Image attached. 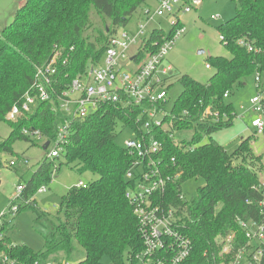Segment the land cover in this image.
I'll return each mask as SVG.
<instances>
[{"label":"trees","instance_id":"obj_1","mask_svg":"<svg viewBox=\"0 0 264 264\" xmlns=\"http://www.w3.org/2000/svg\"><path fill=\"white\" fill-rule=\"evenodd\" d=\"M232 1L234 15L217 26L231 57L207 58L206 63L215 71L207 82H198L187 74L178 79L182 92L171 107L175 114L173 130L182 134L190 131V137H181L175 143L162 129H154L155 137L162 141L157 158L163 175L170 181L153 201L174 208L178 229L190 240V253L179 264H227L233 252L220 255V236L233 234L236 250L245 240L239 220L259 219L261 215L259 175L254 166L260 157L253 153L248 139H241L234 152L228 153L211 137L233 124L234 107L226 99L234 86H243L249 76L258 75L256 90L264 88V0ZM141 5L147 6L148 0H27L16 10L13 20L0 30V122L11 127L7 137L0 139V167L1 155L12 153L16 139L29 140L22 134L23 127L40 129L46 139L52 140L58 122L66 117L57 107L54 94L53 101H38L32 111L24 112L17 121L5 119L11 105L21 102L36 66L46 63L55 50L60 52L58 80L50 85L60 93L72 78L85 73L89 64L102 61L109 37L126 25ZM93 10L102 27H96L92 38L86 31L92 26ZM162 35L163 30L154 29L144 50H155V42L159 44ZM240 39L249 43L252 50L240 45ZM67 54L66 64L62 65ZM143 54L140 51V56ZM146 107L147 104L107 101L85 118L72 121L69 141L57 158L63 157L64 164L80 172L91 171L98 177L84 187L73 185L61 196L57 212L50 213L34 199L38 188L55 175V159H42L35 174L23 183L21 196L13 202L18 212L32 211L34 229L44 238L43 248L33 251L27 245L14 244L6 235L9 222L0 216V250L15 264L43 263L59 252L67 256L79 254L76 244L84 255L69 264H106L104 260L108 264H129L140 252L138 219L125 197L134 182L125 176L134 157L117 143V137L124 129L130 135L137 131L136 119ZM206 107L218 114L217 122L209 117L201 119ZM143 119L140 117V124ZM205 136L209 137L207 141L203 140ZM191 178L200 179L202 185L194 197L186 200L181 197L182 183Z\"/></svg>","mask_w":264,"mask_h":264},{"label":"built area","instance_id":"obj_2","mask_svg":"<svg viewBox=\"0 0 264 264\" xmlns=\"http://www.w3.org/2000/svg\"><path fill=\"white\" fill-rule=\"evenodd\" d=\"M202 0H154L153 7L145 6L140 10V17L133 29L118 28L108 39V46L102 55V61L89 64L86 72L71 79L67 88L60 93L53 91L57 79L60 52L55 50L49 60L37 65L33 74L34 78L29 88L22 95L19 104L14 103L6 112L5 119L15 122L24 112H30L38 101H57V107L65 114V118L58 122L54 139L48 140L40 129L23 127L22 134L49 141L46 156L56 159L64 153L69 136L73 131L74 119H83L99 108L103 102L124 105L147 104L136 119L137 131H133L130 138L126 139L123 146L134 161L128 167L125 176L133 179L132 187L125 192V197L132 205L135 217L138 219V233L142 240L140 252L136 253L129 264H179L190 253V240L178 229L175 210L163 207L153 201L155 195L162 194L169 177L163 175L162 165L157 155L162 148V141L155 137L154 129H162L175 143L180 141L179 132L173 130L175 114L167 110L168 88L167 79L171 76V65H163L164 58L173 47L178 38L185 32L181 14L197 9ZM158 19H166L170 23L169 29L153 28L145 36V29ZM142 23H141V22ZM154 29L163 30L161 42H155L157 48L147 52L146 49L151 32ZM223 40V37L219 35ZM238 43L252 50L249 43L240 39ZM133 55L129 51L136 47ZM71 47L70 49H72ZM143 51V56H140ZM68 54L61 60L66 64ZM205 68H210L208 63ZM258 86L260 78H254ZM57 83V82H56ZM258 84V85H257ZM228 97V91L223 94ZM252 111L251 127L255 134H264V88L260 86L256 95L250 98ZM140 117H144L141 124ZM209 117L213 122L219 120L218 114L210 107H206L202 118ZM182 132H180V135ZM188 138V137H183ZM27 162V159L26 161ZM11 165L15 164L10 160ZM173 180V179H172ZM77 187L85 184L79 181ZM25 184L18 183L15 193L10 197V207L1 215L15 216L18 206L15 201L24 191ZM257 189L261 193L259 219L239 220L243 231L244 243L235 250L233 246L234 235L218 239L220 255H230L227 264H264V180H259ZM47 188L41 185L37 193L45 192ZM181 197H184L181 195ZM3 233L0 232V238ZM0 264H15V260L0 250ZM33 264H69L67 260H57L51 257L43 263L35 261ZM220 264H225L221 262Z\"/></svg>","mask_w":264,"mask_h":264},{"label":"rangeland","instance_id":"obj_3","mask_svg":"<svg viewBox=\"0 0 264 264\" xmlns=\"http://www.w3.org/2000/svg\"><path fill=\"white\" fill-rule=\"evenodd\" d=\"M0 0V30L4 25L13 20L16 10L21 7L27 0ZM19 4V5H18ZM149 7H153L154 0H148ZM147 5V6H148ZM16 6H18L16 8ZM140 8L133 13L132 18L121 26L125 29H133L140 17ZM235 13V5L232 0H202L197 9L191 12L181 14L180 22L184 23L185 32L178 38L173 47L168 51L164 58L163 65H171V76L167 79L168 99L167 110H170L172 103L182 92V87L178 81L179 77L187 74L191 78L200 82L207 80L214 74L212 68H205L207 58L210 56H224L230 58V54L221 42L217 26L226 20H229ZM141 22V21H140ZM142 23V22H141ZM91 27L86 31L92 38L95 35L96 27L101 28L102 22L100 17L94 12L91 13ZM169 29L170 23L165 19H158L155 23L149 24L145 29V36L153 28ZM137 46L129 51V55H133ZM256 85L254 84L253 76H249L244 81L243 86H234L227 102L233 104L235 111V119L229 127L217 130L211 134V137L216 142L222 144L228 153L234 152V149L239 145L241 139H248L251 150L260 159L254 163L255 169L258 171L259 180H264V134H255L251 127V120L254 115L251 107L250 98L256 95ZM11 127L4 122H0V139H5L9 134ZM181 137H190V131H185L183 134H177ZM29 140L16 139L12 144V153L2 154V166L0 167V216L8 210L10 197L14 195L15 186L18 183H24L29 180L37 170L42 159L50 161L46 158V149L43 148V140L36 139L32 136H27ZM117 143L123 145L125 140L130 138V131L124 129L117 137ZM209 137L205 136L204 141ZM33 142V143H32ZM27 159V162H25ZM10 160H14L15 164L11 165ZM62 158L54 160L52 167L55 175L52 176L45 187L47 191L36 193L34 199L36 204L43 210L56 213L59 208V201L62 195L73 187L77 182L82 181L88 184L98 177L97 174L89 172H80L76 168L66 164ZM182 194L184 198L190 199L197 193L198 187L202 185L200 179H188L182 183ZM33 213L30 209H25L15 216L11 217L7 213L4 217L8 223L6 235L14 244L27 245L33 251H40L43 248L44 238L34 229ZM76 249L79 254L71 256L59 252L52 256V259L67 260L74 263L77 258H82L84 252L82 248L76 244ZM108 264V260H104Z\"/></svg>","mask_w":264,"mask_h":264},{"label":"water","instance_id":"obj_4","mask_svg":"<svg viewBox=\"0 0 264 264\" xmlns=\"http://www.w3.org/2000/svg\"><path fill=\"white\" fill-rule=\"evenodd\" d=\"M48 144H49V141H45V143L43 144V148L46 149Z\"/></svg>","mask_w":264,"mask_h":264},{"label":"crops","instance_id":"obj_5","mask_svg":"<svg viewBox=\"0 0 264 264\" xmlns=\"http://www.w3.org/2000/svg\"><path fill=\"white\" fill-rule=\"evenodd\" d=\"M22 2H23V0L20 1V5H22ZM18 5H19V4H18ZM17 7H18V6H16V8H17Z\"/></svg>","mask_w":264,"mask_h":264}]
</instances>
